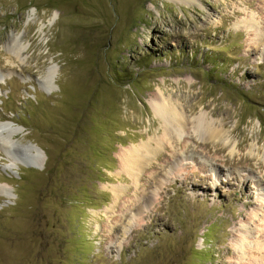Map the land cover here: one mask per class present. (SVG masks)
<instances>
[{
    "label": "rangeland",
    "instance_id": "obj_1",
    "mask_svg": "<svg viewBox=\"0 0 264 264\" xmlns=\"http://www.w3.org/2000/svg\"><path fill=\"white\" fill-rule=\"evenodd\" d=\"M158 88L226 135L185 133L179 177L162 149L136 184L120 156L160 134ZM1 123L17 133L0 128V264H248L243 227L264 199V0H0ZM146 187L154 202L134 217Z\"/></svg>",
    "mask_w": 264,
    "mask_h": 264
},
{
    "label": "bare ground",
    "instance_id": "obj_2",
    "mask_svg": "<svg viewBox=\"0 0 264 264\" xmlns=\"http://www.w3.org/2000/svg\"><path fill=\"white\" fill-rule=\"evenodd\" d=\"M177 1L191 3L192 0H177ZM12 42L13 44L19 45L20 39L14 37ZM55 72L56 70L51 69L46 79L49 80L52 79V77H54L55 75ZM166 94L167 93L166 92L164 93V91L161 88H158V92L155 95V98L153 99L151 105L154 116L158 118L160 121V127H161L160 134L158 136L150 137L148 142L143 141L137 146H133L127 150L126 149L123 150L121 153L120 156L121 169L126 173H128L132 177L134 183L136 182V184H138L139 182H141V180H143L144 178V174L142 173L143 170L153 166L152 164L153 158H155L157 162L158 159L163 158L162 149L164 150V152H166L169 149L171 157L174 159V161L170 160L168 162V167L170 168V170L176 171V175L174 174L175 178L179 177L178 173L182 169L179 168L181 166L182 159L180 158V154L178 153L184 150H178L179 151L178 152L176 150V147L180 145L182 149L190 148L191 146L190 142L189 145L186 142L187 139L186 137L189 136L190 134L194 136L192 139H194L195 137H199V139L204 138L206 141L211 140L214 145L222 144L221 142H223V139L225 138L226 131H224L225 127L223 123L218 124L216 120L215 121L210 120L206 113H201L200 115L194 117L191 116L189 118L188 113L190 112V110L186 109V107L181 103H179L176 99H173L171 94L169 95ZM0 128L2 130H6L10 139L12 137L11 135L14 136L17 133L16 129L9 128L8 125L3 123L0 124ZM188 132L189 135L184 137ZM11 143L13 146L15 145L14 144L15 142L11 141ZM27 148H29L30 150L32 149L30 147ZM258 152L261 153L262 157L260 161L261 164L264 165V147L262 149H260L259 147ZM203 156H204L203 152H199L193 149L189 150V159H196V163L199 165L200 170L202 171L203 170L205 171L206 169L209 171L211 170V173L215 175L218 172V170H220V168L218 167L217 170L214 165H210L206 167L205 165H202ZM205 156H207V154H205ZM191 171L193 172L191 173ZM191 171L189 170V174H191L190 177L188 176L189 179L195 177V171L194 170ZM153 178H155V176H153ZM258 178H259L258 182L263 181V179H261L260 176H258ZM153 180L157 182L156 179ZM232 181H237V180L233 179ZM226 183L230 185V181L229 182L227 181ZM113 193L117 198H120L123 194L126 193V190H124L122 187H114ZM136 197H137V203L132 205L130 208H128V212L130 214H133L134 217L140 216L143 212V209H146L149 205L153 204L154 190H150L149 187L148 188L146 187L143 194L136 192ZM260 199H261L260 200L261 207L258 209L259 211L251 216V219L253 220L259 219V224L252 228L251 227L249 228L246 225H244L243 227L245 237L241 239V241L243 242V245H244V241H248V244L246 245V249H245V251L247 250V254L249 255L248 264H264V199L263 200L262 198ZM128 217L129 215H126V219ZM253 220H251V222ZM261 227L262 229H260ZM255 228L259 231L263 240L256 239L255 241L253 240L250 241L251 239L257 237L255 236V234L257 233ZM113 230L115 231L117 229L114 227ZM254 252L256 253L257 256L254 255ZM242 257L243 258L245 257V253L242 254Z\"/></svg>",
    "mask_w": 264,
    "mask_h": 264
},
{
    "label": "trees",
    "instance_id": "obj_3",
    "mask_svg": "<svg viewBox=\"0 0 264 264\" xmlns=\"http://www.w3.org/2000/svg\"><path fill=\"white\" fill-rule=\"evenodd\" d=\"M48 154H49V157H51V153H50V151L49 150H45ZM22 179V178H21ZM42 213V212H41ZM47 224V223H46ZM47 225H49V223L47 224ZM39 226V225H38ZM37 226V227H38ZM39 229H41L40 227H39ZM40 231H42L41 233H44L45 234V232L41 229ZM53 232L55 231V230H52ZM50 235H54L53 233L52 234H50Z\"/></svg>",
    "mask_w": 264,
    "mask_h": 264
},
{
    "label": "water",
    "instance_id": "obj_4",
    "mask_svg": "<svg viewBox=\"0 0 264 264\" xmlns=\"http://www.w3.org/2000/svg\"><path fill=\"white\" fill-rule=\"evenodd\" d=\"M35 149L38 150V152H41V153L43 152V151H42L40 148H38V147H35ZM36 168H40V167H38V165H37ZM40 169H41V168H40Z\"/></svg>",
    "mask_w": 264,
    "mask_h": 264
}]
</instances>
